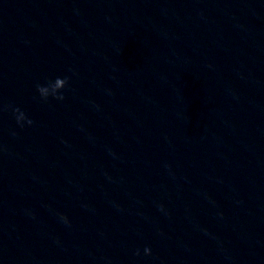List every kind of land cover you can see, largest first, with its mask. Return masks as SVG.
<instances>
[{
	"label": "water",
	"instance_id": "water-1",
	"mask_svg": "<svg viewBox=\"0 0 264 264\" xmlns=\"http://www.w3.org/2000/svg\"><path fill=\"white\" fill-rule=\"evenodd\" d=\"M0 264H264V0H0Z\"/></svg>",
	"mask_w": 264,
	"mask_h": 264
},
{
	"label": "clouds",
	"instance_id": "clouds-1",
	"mask_svg": "<svg viewBox=\"0 0 264 264\" xmlns=\"http://www.w3.org/2000/svg\"><path fill=\"white\" fill-rule=\"evenodd\" d=\"M69 80L67 77L60 78L57 77L54 80H50L47 85H36V90L39 93V96L42 100L47 101V99L51 96L57 100H63V90L68 86ZM11 108L13 115L16 119L17 124L23 128L25 126V122L27 125L31 126L33 121L27 117V115L21 111L19 108H12L11 105H8L4 108V110H8ZM67 218L65 217V220ZM151 250L149 248H145V254H150ZM139 253L137 252V255Z\"/></svg>",
	"mask_w": 264,
	"mask_h": 264
}]
</instances>
